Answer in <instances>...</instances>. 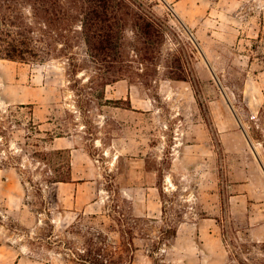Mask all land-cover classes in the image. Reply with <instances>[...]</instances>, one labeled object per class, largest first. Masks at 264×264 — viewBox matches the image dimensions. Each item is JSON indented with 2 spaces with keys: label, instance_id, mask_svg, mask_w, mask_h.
<instances>
[{
  "label": "rangeland",
  "instance_id": "rangeland-1",
  "mask_svg": "<svg viewBox=\"0 0 264 264\" xmlns=\"http://www.w3.org/2000/svg\"><path fill=\"white\" fill-rule=\"evenodd\" d=\"M132 1L163 35L152 50L128 27L130 75L104 87L80 35L42 63L0 58V264H79L86 204L111 214L107 243L134 227L131 264H264V200L241 195L261 188L250 161L264 170V0ZM69 168L80 184L52 182Z\"/></svg>",
  "mask_w": 264,
  "mask_h": 264
},
{
  "label": "trees",
  "instance_id": "trees-1",
  "mask_svg": "<svg viewBox=\"0 0 264 264\" xmlns=\"http://www.w3.org/2000/svg\"><path fill=\"white\" fill-rule=\"evenodd\" d=\"M81 2L80 14L76 15L75 5L68 0H0V58L42 63L53 55L71 53L69 50L72 47L71 40L74 36L80 35L85 43L86 54L94 66V73L99 79V85L104 87L124 78L127 74L130 75L126 63L129 61L126 58L128 27H131L136 37L145 41L152 50L156 47L158 37L163 35L161 25L144 13L132 0H81ZM78 25L80 28H77ZM72 64L77 66L75 62ZM170 78L185 79V76L178 72L171 73ZM128 107H131L130 101ZM53 150L60 152L67 148ZM59 181H72L70 168L67 175L52 182ZM114 200L112 198V202ZM118 206L115 205L116 208ZM115 207L113 210L117 212ZM107 209H111V206ZM84 214H80V217L82 218ZM104 215L111 217L109 212L88 213L89 225L92 226H89L91 230L88 232L83 251L77 253L78 263L131 264L136 250L133 241L134 227L125 229L130 235L128 242L107 243L108 232L94 226L106 225L102 219L95 223V219ZM123 216L122 213L119 220L124 221ZM136 219L134 217L133 221ZM113 220L115 223L107 224L109 232L117 231L115 225H127L115 218ZM44 223L48 224L47 221ZM130 225H135V222Z\"/></svg>",
  "mask_w": 264,
  "mask_h": 264
},
{
  "label": "crops",
  "instance_id": "crops-1",
  "mask_svg": "<svg viewBox=\"0 0 264 264\" xmlns=\"http://www.w3.org/2000/svg\"><path fill=\"white\" fill-rule=\"evenodd\" d=\"M262 92V95H263V91H261ZM256 95L258 96V98L260 99V94L259 93H257L256 92ZM56 148H70V145H64V146H57ZM249 165H250V168L253 170V171H255V172H257L258 173V176H259V178H260V182H261V188L258 190V191H255V193L254 192H252V188H251V185L250 184H248V183H246L245 181H244V183L242 184V186H243V188L245 189V191L246 192H244V194H241L242 196H248V197H250V198H254L255 196H259V198H261V199H263L264 200V175L262 174V173H264V170L262 169V167L260 166V164L258 163H256V161L255 160H251L250 161V163H249ZM262 171V173H261V171ZM72 179V181H68V182H66V183H71V182H73V183H78V184H80V182L81 181H79V180H76V179H73V178H71ZM243 189V190H244ZM257 194V195H256ZM94 202L95 201H97V199H94L93 200ZM91 204H86L83 208H82V212H85V213H100V212H102V210L100 211V212H98L97 210H94V211H87L88 209V206H90ZM261 205L263 206L261 209H260V211H258V212H262V213H264V202L263 203H261ZM254 213H258V212H256V210L255 211H253ZM248 230H249V235L251 236V238H252V240L253 241H256V242H261V241H264V221L263 222H260L259 224H251L250 225V227H248Z\"/></svg>",
  "mask_w": 264,
  "mask_h": 264
}]
</instances>
